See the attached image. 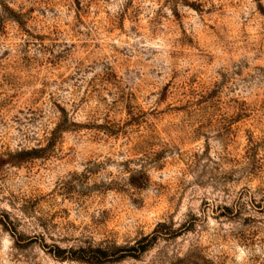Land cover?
I'll return each mask as SVG.
<instances>
[{"label":"rangeland","instance_id":"rangeland-1","mask_svg":"<svg viewBox=\"0 0 264 264\" xmlns=\"http://www.w3.org/2000/svg\"><path fill=\"white\" fill-rule=\"evenodd\" d=\"M0 264H264V0H0Z\"/></svg>","mask_w":264,"mask_h":264},{"label":"trees","instance_id":"trees-1","mask_svg":"<svg viewBox=\"0 0 264 264\" xmlns=\"http://www.w3.org/2000/svg\"><path fill=\"white\" fill-rule=\"evenodd\" d=\"M60 120L56 123L54 128L50 131L49 135L46 137V144L39 145L37 147H32L29 149H20L16 151L14 154L10 155V158L6 160L7 163L18 164L24 161H27L32 158H38L46 155L48 150L52 148L57 141L59 135L69 128L67 122L69 121L66 114H63ZM72 123V122H70ZM255 155L252 154L248 159L251 162L254 161ZM148 180L146 172L143 168L134 170L130 173L129 176V184L134 187H143ZM149 246L146 244L140 248H136L134 246L131 247H115L119 251L123 252L120 257L124 256H136V254L145 251V249ZM104 251L97 247L92 249V247L87 248H79L78 250H74L72 247L69 248H60L59 246L55 245V249L52 251L53 255L59 259H76V260H83L90 262L92 255L94 253H103ZM133 252V253H132Z\"/></svg>","mask_w":264,"mask_h":264}]
</instances>
